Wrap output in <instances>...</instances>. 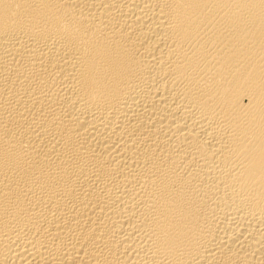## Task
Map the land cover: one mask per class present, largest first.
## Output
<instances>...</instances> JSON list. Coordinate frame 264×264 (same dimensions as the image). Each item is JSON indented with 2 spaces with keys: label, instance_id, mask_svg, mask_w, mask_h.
<instances>
[{
  "label": "bare ground",
  "instance_id": "obj_1",
  "mask_svg": "<svg viewBox=\"0 0 264 264\" xmlns=\"http://www.w3.org/2000/svg\"><path fill=\"white\" fill-rule=\"evenodd\" d=\"M0 264H264V0H0Z\"/></svg>",
  "mask_w": 264,
  "mask_h": 264
}]
</instances>
